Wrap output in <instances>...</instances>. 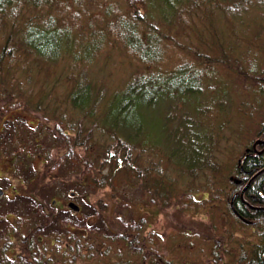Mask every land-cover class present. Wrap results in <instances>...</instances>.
Here are the masks:
<instances>
[{
	"label": "trees",
	"instance_id": "obj_1",
	"mask_svg": "<svg viewBox=\"0 0 264 264\" xmlns=\"http://www.w3.org/2000/svg\"><path fill=\"white\" fill-rule=\"evenodd\" d=\"M88 1L94 0H0V117L13 110L30 109L28 111L38 118L39 125L61 134L59 138L66 141L56 142L58 146L56 147L54 143L48 150L41 149L39 133L32 135L33 141L36 142L34 145L40 149L35 150V154L44 157L47 169L52 164V149L66 146L70 150L69 157L72 156L71 152L74 148L82 149L83 153L77 150L75 159L71 160L78 161L80 172L86 169L91 172L98 171L99 176L90 175L95 184L101 183L102 178H105V183L109 185L111 183L108 181L109 177L114 181L120 172L133 174L136 170L140 172L143 170L141 175L144 176V182L151 175L158 173L160 176L156 175L160 179H166L172 185V179L165 172L155 170L153 163L155 156L164 158L160 155L162 151L175 152L176 156L181 155L179 146L183 144L185 136L180 139L175 134L172 139L171 137L168 139L169 148H166V144L156 148L158 142L146 123V113L151 115L153 109L165 105L170 99L187 100L189 97L201 95L205 89L210 88V84L216 83L214 79L217 62L229 66L233 71L228 74L233 77L230 80L226 75L222 76L225 82L223 85L227 83V87L222 85L223 91L218 90L219 98L228 96V92L233 90L231 96L234 99L238 97L241 101V109L238 111L244 112L249 117L256 108H264V98L263 102L260 99L264 95L262 91L264 71L260 70L261 64L249 70L246 67L248 60H239L237 63L230 59L241 50L242 56L248 55L249 52L253 56L257 53L254 37L255 24L258 20L252 17L250 12L263 8L264 0H143L146 4L144 11L141 8L130 7L128 4L132 1L128 0L127 12H122L116 4H113L114 0H101L99 3L101 13L96 16L92 13L87 17V21L95 23L92 24L94 26L89 25L90 23L86 25L84 21L83 10L88 13L89 9L86 7ZM122 1L125 5V0ZM186 3L191 9H186L187 20L184 24L191 25L193 28L191 31L197 40L190 35L180 34L181 32L176 37H170L151 20L167 21L171 15L181 11ZM131 5H135L134 2ZM130 10L135 11L130 12ZM144 12L147 15H144ZM249 13L250 17L244 15ZM218 16H220L219 26L216 19ZM89 17L93 19L88 20ZM224 18L239 22L240 32L232 34L228 26L227 29L223 28L222 26L226 24L221 22V19ZM198 22L200 23L197 24ZM199 34L200 39L206 44L198 39ZM107 49L108 60L112 53H115L117 60H130L131 57L133 60H138L139 65L144 69L140 74L131 76L120 88L112 86L111 83H104L97 77L102 70L95 66L99 64L102 66L107 61L105 53ZM166 60H175V62L168 66ZM194 60L218 61H212L211 64H214L209 68L204 63ZM226 61L228 63H224ZM52 63L60 65V71L63 68L66 70L65 73L62 71L63 73L52 75L51 70L46 67L47 64ZM42 66L47 70L42 69ZM36 75L41 77L34 83L35 87H30ZM236 78L242 81H236ZM250 78L254 83L253 88L247 84ZM25 79H28L26 88L23 84ZM255 82L261 85L258 86ZM63 86H66L65 89ZM241 88L243 91L238 93ZM205 106L212 105L206 103ZM250 107L252 113L248 111ZM201 118L205 119L202 132L198 134L193 132L190 137V151L192 147L194 149L192 156H185L175 163L181 168L184 167L188 174H195L199 169H207L204 176L207 177V182L202 188L207 197L215 191L227 193L230 187L232 196L234 193L239 194L233 200L234 207L242 217L257 220L256 225L248 227L253 231L257 228L254 234L261 241L252 250V256L248 249L249 257H245L246 262L264 264V232H260L264 229V209L250 210L249 207L247 210L244 209V202L248 200L250 204L264 207V152H262L264 127L259 129L260 144L254 149L251 148L249 154L244 151L242 157L235 163L229 159L222 162L213 156L216 144L210 132L213 128L208 124L206 117ZM164 119L166 124L168 120ZM14 124L18 126V123ZM4 131V126L0 125V141L3 139L1 133ZM237 133L240 135L241 131L237 130ZM52 136L55 137L54 133ZM232 146L231 143L226 147L227 155ZM217 148L220 151L219 145ZM259 149L262 151L258 152ZM29 153L30 151L27 153L23 148L12 152L6 151L0 143V155H7L14 160V163L22 161L21 155L25 158L30 157ZM196 158L198 159L195 160ZM64 159L68 160L66 157ZM169 161L172 163L171 157ZM83 166L87 168L83 169ZM105 170L111 171L105 174ZM226 170L231 174L230 177L238 180L240 184L234 186L232 177H229L222 180L226 182L225 184L219 186L217 190L214 189V185L217 188L216 182L209 179L212 178V171L223 174ZM261 170L263 172L256 177ZM208 172L211 173L210 176ZM85 176L89 177V174L86 173ZM85 176H81L83 180ZM55 178L56 173L53 175L47 173L49 181ZM245 182L251 184L241 198L240 186ZM130 184L132 185L131 182ZM1 188L5 196L6 190ZM27 189L28 192L20 191L15 195L16 202L26 203L12 207L18 208L21 212L28 207L31 215L35 216L34 207L29 203L31 198L27 195L36 196V194L33 186L29 185ZM207 197L202 198L201 201L205 202L208 200ZM8 214L15 220L14 223L7 224L0 233V244H3L0 249V264L13 263L14 259L2 254L13 246L9 235L13 234L20 240V236L24 234L22 225L27 222L23 221L21 216H17L21 215L19 213L16 216L11 212ZM7 215L1 214L0 224H3L2 219ZM34 219H29L31 223L26 225L27 228L31 227L34 230L39 226L34 224ZM134 226V223L124 224L121 228L127 232L119 234L113 231V235L108 239L121 238L124 241L129 239V243L125 246L130 251L136 248L132 240ZM138 226L142 227L143 222L138 223ZM43 231L45 235H53L52 230L50 232L37 230V232ZM110 251V249L106 251L105 257ZM90 253L87 264H92L96 258L93 249ZM219 256L217 254L214 257L219 258ZM226 257H230L229 264H243L244 257L232 258L230 253ZM14 262L23 264L19 260ZM58 263L65 264V261L59 259Z\"/></svg>",
	"mask_w": 264,
	"mask_h": 264
},
{
	"label": "rangeland",
	"instance_id": "obj_2",
	"mask_svg": "<svg viewBox=\"0 0 264 264\" xmlns=\"http://www.w3.org/2000/svg\"><path fill=\"white\" fill-rule=\"evenodd\" d=\"M100 1L94 0L93 2L88 1L86 3V7L89 9L88 13L83 10L86 25L87 23H90L89 25L95 24L87 21V17L92 13H95V16L101 13ZM131 1L132 3L128 5L133 9L141 8L143 11L145 10L146 4L143 0ZM126 2L128 0H125V5H123L124 1L114 0L113 4H116L122 12H127L129 6ZM133 2L135 5H131ZM187 4L182 6L181 11L171 15L167 21L151 20L170 37H176L181 32L180 34H184L185 36L190 35L197 40L191 31L193 29L191 25L184 24L187 20L186 9H191ZM133 11L135 10H130V12ZM250 13L252 17L258 20L255 24L256 35L254 37V47L257 48V53L253 56L249 52L248 55L242 56L241 50L230 59L237 63H239V60H248L246 67L249 70L261 64L260 70L264 71V7ZM250 13L244 15L250 17ZM144 15H147V13L144 12ZM92 19L89 17L88 20ZM216 19L218 20L217 26H219L220 16L216 17ZM221 22L226 24L222 27L227 29L228 26L232 34L239 33L241 30L240 23L237 21L224 18L221 19ZM200 37L199 34L198 39L206 44ZM210 42L212 43L213 40L211 39ZM107 52H109L108 49L107 51L105 50L107 61L104 65L101 66L99 64L95 66V68L102 70L97 74V77L104 83H111L112 86L120 88L127 83L131 76L140 74L144 69L139 65L138 60H133L131 57L130 60H117V55L112 53L110 60H108ZM194 61L201 64L204 63L210 68L214 64H211V62L218 60ZM165 62L166 65L170 66L174 64L175 60H166ZM216 64V77L214 79L216 83L214 85L210 84V88L205 89L201 95L189 97L187 100L179 98L175 100L170 99L165 105H160L158 108L153 109L151 115L146 113V123L158 142L156 148L162 147L165 144L167 145L166 148H169L168 139L169 137L172 139L175 134L180 139L183 135L185 136L183 144L179 146L181 147V155L176 156L175 152L162 151L160 155L164 158L155 156L156 159L153 163L155 170L165 172L172 179V185L168 180L160 179L158 173H156L158 176L153 174L144 182V176L141 175L143 170L141 172L136 170L133 174L120 172L114 181L107 175L109 177L108 181H111L109 185L105 183V178H102L101 183L95 184L90 175L99 176L98 171L91 172L86 169V171L80 172L78 171L80 169L78 161L71 160L75 159L77 150L82 154V149L74 148L71 152L72 156L69 157L68 151L70 150L66 146L52 149V164L47 169L44 157H39L35 154V150L40 149L34 145L36 142L33 141L32 135L39 133L42 142L41 149L45 148V150H48L49 147H53L54 143L57 147L58 143L56 142L66 141L59 138L61 134L51 129L47 130L39 125L38 118L28 111L30 109H17L1 116L0 125L5 128V131L1 133L3 134V139L0 141L1 146L10 152L23 148L27 153L30 151L28 154L30 157L25 158L24 155H21L22 159L21 157L20 159L22 161L14 163V160L7 155H0V186L6 190V195L0 198V216L1 214L7 215L9 212L14 213L15 216L19 213L21 215L17 216L27 218L28 223H31L29 219L41 217V213L39 214V212H36L35 216L31 215L32 213L28 207L23 212L18 210V208L12 207L18 206L20 203H26L24 201L16 202L15 195L19 194L20 191L23 193L28 192L27 186L29 185L33 186L36 196L45 201L47 205L53 199H57L61 203L70 198L71 192H75L76 204H85V200H88L94 206L91 207L90 213L95 214L88 219L91 226L90 234L97 237L96 239H100L98 236L104 234L103 236L107 238V241L112 243V247L108 248L111 251L104 259L106 264H121L122 262L142 264L145 258L149 262L147 257L151 254V250L147 251L146 248L143 249L141 246L147 242L144 236L138 234L137 237H134V242L137 246H134L136 248L130 250L131 252L128 251V247L125 246L123 240L108 239L110 238L109 236L113 235V231L119 234L127 232L125 229L120 228V226L134 222H143V226L140 229H142L146 238L149 239L148 246L152 244L151 240L159 244V246L155 245L156 247L153 251L155 252V261L161 264H229L230 257H226L227 249L233 253L230 255L232 258L244 257L243 262L245 263V257H249L248 249L252 256V250L261 241L254 234L257 232V228L253 231L252 228L234 219L230 210V202L235 199L237 194L234 193V196H232L230 187L227 193L215 191L207 197L206 193L202 191L204 183L207 182V177H204L207 169H199L195 174H188L184 167L181 168L175 163L176 161H181L185 156H192L194 149L192 147V151H190V137L193 132L196 134L202 132L201 129L205 123V119L201 118L202 116L206 117L208 124L213 128L210 132H212L214 142L216 143L215 150L213 149V156H216V160L228 161L229 159L235 163L242 157L244 151L246 154H249L248 152L252 150L251 148L254 149L260 144L259 129L264 127V108H256L252 113L250 107L248 111L252 113V116L249 117L244 112L238 111L241 109V101L238 97L234 99L231 96L233 90L228 92V96L219 98V95H217L218 90L223 91L222 85L225 83L224 79L222 80V76L226 75L227 79L230 80L233 77L228 74L233 73V71L227 65L219 64L218 62ZM46 67L51 70L52 75L65 73L66 71L63 68V72L60 71L61 66H57L55 63L47 64ZM42 69L47 70L43 66ZM40 75L33 77L34 79L32 84L29 85L30 87H35L34 83L43 76ZM27 80L23 81L25 88L28 85ZM237 80L241 79L236 78ZM247 84L251 88L254 87L251 78ZM239 85L241 87V83ZM260 85L258 84V86ZM223 86L227 87V83ZM65 87L63 86L64 89ZM242 91L243 89L241 88L238 93ZM262 91L264 92V88ZM263 98L264 95L260 98L262 102ZM206 103L212 106L206 107ZM164 118L168 120L166 124H164ZM1 119L4 120V123H2ZM14 123H18V126ZM234 126H236V130H234ZM237 130L241 131L240 135H238ZM50 133H54L57 138L53 137ZM231 143L233 146L229 151V155H227L226 147H229ZM218 145L221 148L220 151L217 148ZM160 149L163 150V148ZM260 149L257 151L261 152L262 150ZM65 157L68 160H65ZM170 157L172 163L169 161ZM61 163H63L62 166ZM85 168L87 167L83 166V169ZM110 171L106 172L105 170L104 172L108 174ZM46 172L49 175L56 173V178L49 181ZM101 172L103 173V171ZM212 172V178L209 177V179L215 180L217 188L214 185V189L216 190L219 186L226 183L222 180L228 179L231 175L227 170L223 174ZM261 172L263 171L258 172L256 177ZM86 173L89 174V177L85 176ZM210 174L208 172L209 176ZM134 175L136 176L130 179ZM81 176H85V179L83 180ZM231 181L234 182V186L240 184L236 183L238 180H234L233 177ZM250 184L251 182H245L240 186V190H246ZM141 185H147L148 187H143V189ZM27 196L31 198L29 203L33 206L32 202L36 199V196L34 194L33 196L32 194ZM205 197L208 200L205 202L201 201ZM16 199L18 200L17 197ZM7 216L13 218L9 214ZM76 220L75 222L81 223L83 217L79 216ZM105 220L110 225L109 228H106L104 225L103 221ZM148 225H150V228L147 230ZM262 231L264 232V229L260 232ZM134 232L133 230L132 236ZM214 250L220 255L219 258L214 257ZM59 259L60 261H66L69 260V256L59 257ZM18 260L21 262L22 258L18 256ZM12 264L16 263L13 261ZM92 264H96L95 260Z\"/></svg>",
	"mask_w": 264,
	"mask_h": 264
},
{
	"label": "flooded vegetation",
	"instance_id": "obj_3",
	"mask_svg": "<svg viewBox=\"0 0 264 264\" xmlns=\"http://www.w3.org/2000/svg\"><path fill=\"white\" fill-rule=\"evenodd\" d=\"M245 190L241 192V198L244 197ZM73 194V195H72ZM75 192H71L70 198L66 199L65 201L59 203L57 199H53L49 205L38 197L32 202L34 207V213L39 212L41 213V217L35 218V223L38 224V227H35L34 230L30 228H27L26 225L29 224L26 222L22 225V231L24 234L20 236V240L15 238L13 234L9 235L11 237V241L13 243V246L5 252V254H2L3 256L7 258L14 259L13 261L18 260V256L22 258L23 264H59V257H68L69 260L65 261V264H87L89 263V257H90V250L93 249L95 252V262L96 264H106L104 262L106 251L108 248L112 247V243H109L107 241V238H105L102 235H99L98 237L100 239H96L97 237L92 236L90 234V224L88 219L94 215L95 213L91 212V207H94L90 201L85 200V204H78L80 209L74 210L69 207V204L71 202H75ZM239 194H237L238 196ZM234 200V199H233ZM230 202V209L233 214V217L238 222H241L247 226H253L256 225L257 220H254L252 218H244L242 217L238 211H236L234 204ZM244 209L247 210V207L249 209H264V207L260 205H253L250 204V201L244 202ZM236 213L234 212V210ZM45 214V215H44ZM10 215V214H9ZM79 216L83 217V220L81 223H77L75 221L76 218ZM4 222L3 224H0V232H2L6 225H10L11 223H14L13 220L15 218H10L9 216H6L2 219ZM22 220L27 221V218H22ZM74 220V221H73ZM5 221L7 222L5 224ZM246 221V222H245ZM106 228H109L108 222L105 220L103 221ZM30 225V224H29ZM117 225V224H116ZM134 234L132 236L133 240V246H137V244L134 242L135 238L139 234L140 236H144L145 240H147L146 243H143L141 246L143 249L151 250V254L148 255L147 259L149 262L145 261L142 264H161L157 261H155L154 256V248L155 245L159 246L158 243L150 241L152 244L148 246V240L146 236L144 235L142 229L138 226V223L134 222ZM4 226V227H3ZM120 226V225H119ZM118 226V227H119ZM33 227V226H32ZM45 227V228H44ZM121 228V226H120ZM150 228V225L147 226V230ZM45 230L49 231L52 230L53 235L48 236L44 234L43 232H37V230ZM28 230L26 233L25 231ZM42 233V234H41ZM122 240L121 238H118ZM124 241V240H123ZM125 244L129 243V239L124 241ZM22 244V246H20ZM3 244H0V249L2 248ZM16 246L15 248H13ZM19 246V248H18ZM140 248V247H138ZM215 256H217V252L214 250ZM10 253V254H8ZM230 253L232 255L233 253L230 252L228 249L226 250V256ZM14 254H16L14 256ZM42 258V259H39ZM160 258V257H159ZM1 260V257H0ZM79 261V262H78ZM243 264H248V262H243ZM240 264V263H239Z\"/></svg>",
	"mask_w": 264,
	"mask_h": 264
},
{
	"label": "water",
	"instance_id": "obj_4",
	"mask_svg": "<svg viewBox=\"0 0 264 264\" xmlns=\"http://www.w3.org/2000/svg\"><path fill=\"white\" fill-rule=\"evenodd\" d=\"M236 183H239V181H237ZM72 195H73V194H72ZM2 196H4V190L0 187V198H1ZM69 207L72 208V209H74V210H79V209H80L79 205H77V204L74 203V202H71V203L69 204ZM233 210H234V209H233ZM234 212L236 213L235 210H234ZM245 222H246V221H245Z\"/></svg>",
	"mask_w": 264,
	"mask_h": 264
}]
</instances>
